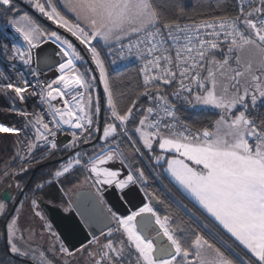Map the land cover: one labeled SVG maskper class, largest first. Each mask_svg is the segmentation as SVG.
Returning <instances> with one entry per match:
<instances>
[{
    "label": "snow or ice",
    "instance_id": "obj_1",
    "mask_svg": "<svg viewBox=\"0 0 264 264\" xmlns=\"http://www.w3.org/2000/svg\"><path fill=\"white\" fill-rule=\"evenodd\" d=\"M0 89V264H264V0H0Z\"/></svg>",
    "mask_w": 264,
    "mask_h": 264
},
{
    "label": "water",
    "instance_id": "obj_2",
    "mask_svg": "<svg viewBox=\"0 0 264 264\" xmlns=\"http://www.w3.org/2000/svg\"><path fill=\"white\" fill-rule=\"evenodd\" d=\"M39 19H41V21L44 22L42 18ZM105 195H106V199H108L110 203H115L119 196V192L115 189H109ZM139 199L140 197H137V202L139 201ZM53 215L55 216V219L61 228L75 227L76 225L77 218L75 217H72L68 220H64L61 218L63 216L62 213L59 214L54 213Z\"/></svg>",
    "mask_w": 264,
    "mask_h": 264
},
{
    "label": "built area",
    "instance_id": "obj_3",
    "mask_svg": "<svg viewBox=\"0 0 264 264\" xmlns=\"http://www.w3.org/2000/svg\"><path fill=\"white\" fill-rule=\"evenodd\" d=\"M0 91H2V89H0ZM4 103V101L2 99H0V105H2ZM34 103V101L30 100L28 102V107L31 108L32 104ZM7 110L5 108H3L2 106H0V112H6Z\"/></svg>",
    "mask_w": 264,
    "mask_h": 264
},
{
    "label": "rangeland",
    "instance_id": "obj_4",
    "mask_svg": "<svg viewBox=\"0 0 264 264\" xmlns=\"http://www.w3.org/2000/svg\"><path fill=\"white\" fill-rule=\"evenodd\" d=\"M39 19V18H38Z\"/></svg>",
    "mask_w": 264,
    "mask_h": 264
}]
</instances>
